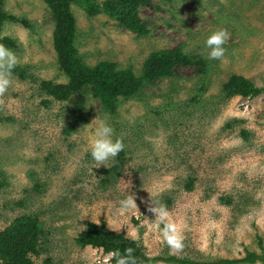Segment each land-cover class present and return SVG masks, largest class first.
Returning a JSON list of instances; mask_svg holds the SVG:
<instances>
[{"label": "rangeland", "instance_id": "1", "mask_svg": "<svg viewBox=\"0 0 264 264\" xmlns=\"http://www.w3.org/2000/svg\"><path fill=\"white\" fill-rule=\"evenodd\" d=\"M3 2L16 20L5 23L0 45L15 53L23 77L12 72L0 94V231L37 217L44 234L35 264H111L101 249L78 245L88 222L125 233L150 257L239 260L264 252V94L224 90L234 76L264 87V0H152L138 9L147 36L73 5L79 56L90 67L109 61L140 76L153 52L175 48L204 61L120 99L117 114L90 90L65 101L43 92V82L68 83L52 13L43 0ZM220 28L229 35L225 55L208 60L204 41ZM105 117L125 148L97 168L88 146L93 120ZM129 194L137 207L123 209ZM151 202L166 205L181 250L162 241Z\"/></svg>", "mask_w": 264, "mask_h": 264}, {"label": "trees", "instance_id": "2", "mask_svg": "<svg viewBox=\"0 0 264 264\" xmlns=\"http://www.w3.org/2000/svg\"><path fill=\"white\" fill-rule=\"evenodd\" d=\"M52 13L55 23L54 47L58 56V64L68 78V83L53 84L43 82L42 90L47 95L59 101L68 100L73 93L90 90L99 99L103 108L117 114L120 99L134 98L146 84L157 80L173 77L175 69L183 65H204L200 58L187 56L181 48L153 52L145 62L142 74L134 75L131 70H118L116 64L102 61L94 67L86 65L79 56L76 45V20L73 15V5L80 7L88 17L104 14L118 22L119 26L147 36L149 30L139 19L138 9L152 0H43ZM16 18L4 11V2L0 0V42L5 23ZM12 72L23 73L19 68ZM23 77V76H22ZM229 97L237 95L243 98L255 99L264 94V87L258 88L251 80L237 76L231 77L224 86ZM120 154V156H122ZM223 202H230L222 199ZM44 231L40 220L35 216H22L4 231H0V264H35L33 257H39L42 252V237ZM80 247L101 249L105 254L119 249L131 247L133 255L138 258V264H264V252L248 253L239 260H194L176 256L150 257L139 246L138 242L128 238L123 232L111 231L105 223L100 225L88 222L87 228L77 239ZM111 264H115L111 258Z\"/></svg>", "mask_w": 264, "mask_h": 264}, {"label": "clouds", "instance_id": "3", "mask_svg": "<svg viewBox=\"0 0 264 264\" xmlns=\"http://www.w3.org/2000/svg\"><path fill=\"white\" fill-rule=\"evenodd\" d=\"M229 39L226 29L220 28L213 31L204 41V47L207 49L206 59L220 60L224 57L226 48L224 45ZM18 64V58L13 51L0 45V94L4 93L12 84V71ZM95 127L91 132V141L88 146L91 159L99 168L101 165L107 167V162L118 156L125 148L122 139L115 136L112 125L107 117L104 119H95ZM92 121V122H93ZM89 125L86 126H90ZM123 209L137 207L134 194H129L120 201ZM149 211L155 215V227L159 230V235L170 249L179 251L184 245L183 235L176 223L169 219V210L163 203L151 202ZM134 249L127 247L123 253L119 249L108 252V257L114 259L115 264H138V258L133 255Z\"/></svg>", "mask_w": 264, "mask_h": 264}]
</instances>
